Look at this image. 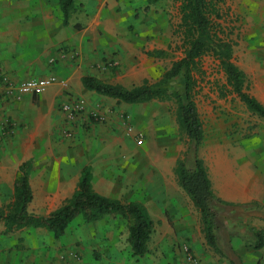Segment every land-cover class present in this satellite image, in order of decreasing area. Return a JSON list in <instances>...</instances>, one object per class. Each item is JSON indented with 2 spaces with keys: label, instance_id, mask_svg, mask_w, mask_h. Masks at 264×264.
Segmentation results:
<instances>
[{
  "label": "crops",
  "instance_id": "crops-1",
  "mask_svg": "<svg viewBox=\"0 0 264 264\" xmlns=\"http://www.w3.org/2000/svg\"><path fill=\"white\" fill-rule=\"evenodd\" d=\"M83 1L77 0L68 26L63 24L59 0H16L12 6L0 5V80L6 82L4 86L0 81V208L13 201L16 177L26 162L30 163L33 192L28 210L34 215L36 210H47L48 216L60 208L76 191L82 171L89 168L98 194L145 207L154 222L152 239L189 238L201 264H232L236 262L232 255L249 257L250 252L244 249L248 233L232 230L229 252L219 230V251L204 238L205 244L197 241L203 229L202 215L179 183V152L166 138L173 122L166 110L159 109L162 103L156 106L160 110L156 113L152 111L154 104L128 105L84 87L83 77L92 76L132 89L146 81L158 82L163 71L157 59L142 53V40L121 38L110 29L104 30L109 40L100 37L98 20L107 14L103 8L90 23H78L77 11ZM239 9L245 17L246 33L241 34L244 41L233 48L234 63L245 74L249 93L264 106V6L251 1L238 8V13ZM50 76L58 77L64 85L51 86L40 95H24L20 100L16 92L10 93L21 82ZM70 100L80 104L83 112L71 128L74 136L67 139L60 135L66 126L61 106ZM122 111L130 114L141 134L149 124L159 125L157 151L144 148L145 144L137 148L135 139L122 134ZM259 119L263 123L257 131L261 140L255 151L258 155L253 156L260 160L264 159V120ZM7 121L16 125L14 136L4 131ZM170 144V151H166ZM217 146L219 150L210 157L201 156L199 151L215 197L236 209L264 206V167L253 171L232 167L226 147ZM261 224L256 219L252 226ZM128 238L129 230L118 215L94 223L77 217L59 239L44 229L6 234L0 222V255L6 256L0 264H147V254L132 257ZM160 248L157 256L164 252ZM258 250L264 255V244ZM162 263L159 258L151 264Z\"/></svg>",
  "mask_w": 264,
  "mask_h": 264
},
{
  "label": "trees",
  "instance_id": "trees-1",
  "mask_svg": "<svg viewBox=\"0 0 264 264\" xmlns=\"http://www.w3.org/2000/svg\"><path fill=\"white\" fill-rule=\"evenodd\" d=\"M222 1L179 0V32L183 42V57L174 62L157 83L146 81L141 86L126 89L120 85L106 84L92 76L82 79L87 90L128 105L152 101L175 102L178 124L195 152L192 169L185 163L178 164L179 183L200 211L206 240L216 250L219 249L217 204L226 207L232 205L215 197L204 163L197 157V151L205 139L196 105L198 78H202L204 74L201 61L205 56L212 54L219 60L230 93L239 98L249 112L264 120V106L249 93L246 76L234 63V44L227 39L224 28L218 23L222 19ZM76 2L77 0H59L64 26L69 25L76 10ZM149 3H156V0H149ZM77 27L80 29V26ZM164 55L165 52L155 51L149 56L161 59ZM30 169L29 162L19 168L13 201L6 209L0 208V222L5 225L6 234L28 228L44 229L59 239L77 217H82L86 223H94L109 215H122L130 222L128 242L133 255L144 257L148 253L154 222L143 205L137 202L124 203L98 194L93 189L91 170L86 168L69 200L50 215L37 216L28 210L33 201ZM254 237L258 241L254 249L258 250L262 247L263 239L257 233Z\"/></svg>",
  "mask_w": 264,
  "mask_h": 264
},
{
  "label": "rangeland",
  "instance_id": "rangeland-1",
  "mask_svg": "<svg viewBox=\"0 0 264 264\" xmlns=\"http://www.w3.org/2000/svg\"><path fill=\"white\" fill-rule=\"evenodd\" d=\"M15 1L16 0H1L0 5L12 6ZM128 1L129 2L121 0H114L113 2L107 0H84L78 7V23L83 26L86 23H90L91 18L97 14L98 9L100 7L103 8L107 11V14L101 16L98 20L99 25L97 28H99L98 32L100 37H106L104 30L110 29L113 30L114 34L117 36H122L121 38L142 40L140 43L143 45L142 53L150 59L153 57L149 55L155 51L165 52L166 55H164L163 58L157 59L162 64V71L164 74L171 68L174 62L179 61L183 57V42L179 32L180 2L179 0H156V3L150 4L149 0ZM251 1L256 5L264 6V0H223L220 5L222 19L218 23L222 25L225 36L234 46L238 45V42L244 41L245 38H243L241 34L243 32L246 33L244 31L245 17L240 14V9L238 13V8ZM82 11H85V14H82ZM101 25H104V28L107 29L101 28ZM201 66L204 74L202 78H198L196 105L204 127L205 139L202 146L199 147L197 151V157L199 158V151H201V156L210 157L212 153L219 150L217 145L220 144L227 149L228 165L232 167H247L252 169V171L253 169L258 170L259 167L263 168L264 159L259 160L253 156L255 154L258 155L255 151L261 139L258 138L257 133L261 129V125L263 124L262 121H260L256 115L249 112L239 98L230 93V89L227 88L226 77L220 67V62L215 56L212 54L205 56L201 61ZM0 81L4 86L6 85V82H4L2 78ZM153 82H155V80H151V84H155ZM146 103H148V105H155L152 107V111L157 113L160 110H166L171 116L173 123H169L166 136L167 141L170 143L172 142L174 148L177 147L179 152V163H185L189 169H192L194 167L195 152L188 137L178 124L177 106L175 102L152 101ZM160 103H162L161 105L163 107L158 110L156 106H159ZM119 114L122 115V134L134 140L135 138L133 135L127 133L126 126H124L122 122L123 118L130 114L125 111ZM132 125L137 129L133 122ZM15 126L16 125L13 123L7 121L6 125H4V131H6V133L12 132L11 134L14 136L15 133H13V130ZM158 126L156 122H153L149 124L147 128L143 129L144 131L142 133L145 141L144 148L150 149L153 152L159 149ZM64 129L65 128H61L60 130L62 138H66L63 133ZM135 144L137 148H141L137 145L136 141ZM170 148L171 144L166 148V151H170ZM7 207L8 206L5 205L3 209ZM219 208L218 212L220 219L218 226L220 229L218 235L224 243L227 252L230 251L229 239L233 236L232 230L248 233L246 236V248L244 249L250 252V256H245V258L244 256L243 258L238 257L239 259H237L236 255H232L233 260L236 261L232 264H245L247 261L252 264L263 263L264 255L260 250H255L253 247L258 244V241L254 237L256 233L261 236L264 244V206H248L236 209L234 206L221 207L219 205ZM39 211L40 210H36L38 216H47V210ZM118 217L122 219L125 228L129 230L130 222L122 215H118ZM256 219H260L262 222L259 227L252 226ZM199 235L200 237L198 236L197 241L205 244L204 241H202L203 238L206 240L204 229H202ZM150 241L151 243H149L152 245V249L149 251L148 248V253L146 255L147 264H151L154 260L159 258L163 260L162 264H201L199 258L190 246L191 240L189 238H183L177 241L151 238ZM45 244L48 246L50 245L48 241L45 242ZM159 246L162 247L164 252L162 255L159 254L157 256L156 252L158 249H161ZM131 255L135 258L133 253H131ZM5 258L6 256L0 255L1 262Z\"/></svg>",
  "mask_w": 264,
  "mask_h": 264
},
{
  "label": "built area",
  "instance_id": "built-area-1",
  "mask_svg": "<svg viewBox=\"0 0 264 264\" xmlns=\"http://www.w3.org/2000/svg\"><path fill=\"white\" fill-rule=\"evenodd\" d=\"M62 84L64 85L63 81H60L56 76H50L47 78H40V79H31L24 82L19 83L14 91L10 93L16 92V98L20 100L22 96L31 94V95H40L42 94L47 88ZM61 112L63 114L65 120V129L63 133L65 134L66 138H72L74 136L73 128L74 124L78 121L80 115L83 112L82 107L75 101H68L64 102L61 106ZM93 118L98 119V121L103 122V118L99 116H93ZM123 125L126 126V131L129 135H133L135 141L138 146H142L144 144V137L140 132H137L134 126L132 125V118L130 115H126L123 118Z\"/></svg>",
  "mask_w": 264,
  "mask_h": 264
}]
</instances>
